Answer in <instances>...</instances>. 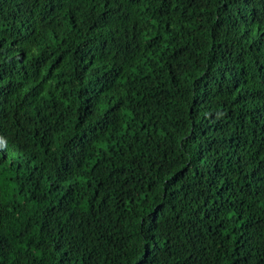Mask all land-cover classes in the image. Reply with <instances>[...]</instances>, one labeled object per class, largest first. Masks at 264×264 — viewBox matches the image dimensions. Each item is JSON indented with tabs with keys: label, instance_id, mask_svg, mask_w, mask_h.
<instances>
[{
	"label": "trees",
	"instance_id": "16d2710c",
	"mask_svg": "<svg viewBox=\"0 0 264 264\" xmlns=\"http://www.w3.org/2000/svg\"><path fill=\"white\" fill-rule=\"evenodd\" d=\"M0 264H264V0H0Z\"/></svg>",
	"mask_w": 264,
	"mask_h": 264
}]
</instances>
